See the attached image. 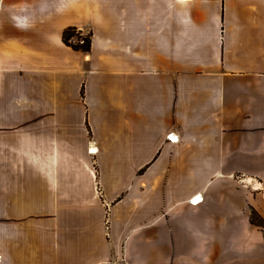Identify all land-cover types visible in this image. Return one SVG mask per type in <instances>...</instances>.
<instances>
[{
    "label": "crops",
    "instance_id": "crops-1",
    "mask_svg": "<svg viewBox=\"0 0 264 264\" xmlns=\"http://www.w3.org/2000/svg\"><path fill=\"white\" fill-rule=\"evenodd\" d=\"M251 209L264 0H0V264H264Z\"/></svg>",
    "mask_w": 264,
    "mask_h": 264
},
{
    "label": "trees",
    "instance_id": "trees-1",
    "mask_svg": "<svg viewBox=\"0 0 264 264\" xmlns=\"http://www.w3.org/2000/svg\"><path fill=\"white\" fill-rule=\"evenodd\" d=\"M75 27H68L64 30L63 33V39L64 42L68 45H71L73 48L75 49H80L82 51H89L90 46H91V34L89 36H86L84 38V42L83 43H75L72 42L71 39L73 37H76L77 35L74 33L75 32ZM258 214L254 209H251V213H250V220L252 223L258 224V225H263L264 226V220L262 219V217L259 216L258 218Z\"/></svg>",
    "mask_w": 264,
    "mask_h": 264
},
{
    "label": "built area",
    "instance_id": "built-area-1",
    "mask_svg": "<svg viewBox=\"0 0 264 264\" xmlns=\"http://www.w3.org/2000/svg\"><path fill=\"white\" fill-rule=\"evenodd\" d=\"M81 30H77L78 33V37H75V40H73V42L75 43H83L84 42V33L80 32ZM193 203H196V201L194 199L191 200Z\"/></svg>",
    "mask_w": 264,
    "mask_h": 264
},
{
    "label": "rangeland",
    "instance_id": "rangeland-1",
    "mask_svg": "<svg viewBox=\"0 0 264 264\" xmlns=\"http://www.w3.org/2000/svg\"><path fill=\"white\" fill-rule=\"evenodd\" d=\"M70 27H74V26H70ZM75 34L77 35V37L79 36L78 35V33H77V30H81L80 32H82V33H84V37H86V36H89L90 35V32H88V31H85V30H83V29H80V28H78V27H75ZM73 40H75V37H73L72 39H71V41L73 42ZM68 45V44H67ZM69 46H71V45H69ZM72 47V46H71ZM73 48V47H72ZM73 49H75V48H73ZM75 50H80V49H75ZM82 51V50H81ZM258 218H259V216H258Z\"/></svg>",
    "mask_w": 264,
    "mask_h": 264
},
{
    "label": "bare ground",
    "instance_id": "bare-ground-1",
    "mask_svg": "<svg viewBox=\"0 0 264 264\" xmlns=\"http://www.w3.org/2000/svg\"><path fill=\"white\" fill-rule=\"evenodd\" d=\"M93 152H95V150H92ZM199 198H196V200L195 201H197Z\"/></svg>",
    "mask_w": 264,
    "mask_h": 264
}]
</instances>
